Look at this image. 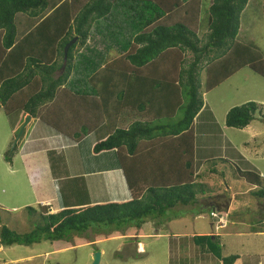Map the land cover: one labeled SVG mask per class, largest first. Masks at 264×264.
Returning a JSON list of instances; mask_svg holds the SVG:
<instances>
[{"label":"trees","instance_id":"1","mask_svg":"<svg viewBox=\"0 0 264 264\" xmlns=\"http://www.w3.org/2000/svg\"><path fill=\"white\" fill-rule=\"evenodd\" d=\"M248 2L209 0L207 31L200 39L202 0H0V108L5 116L29 115L70 136L62 127L54 129L49 116L62 94L81 96V109L92 110L104 122L106 137L93 146V152L112 154L133 191L127 201L36 212L34 228L24 234L1 226L0 246L68 242L100 225L123 227L132 235L177 205L195 206L203 191L212 194L208 185L193 177V122L203 107V93L238 71L248 68L264 79L261 51L253 42L235 40ZM103 28L106 38L101 35ZM126 36L132 38L128 48ZM73 38L76 42L68 48L62 70L64 46ZM107 38L106 46L114 41L118 53L110 61L92 49ZM80 50L88 52L81 55V69ZM81 74L90 88L81 93L69 90L67 85ZM260 106L249 102L231 108L225 126L244 129ZM124 108H134L145 119L118 128ZM90 123H82L81 135L89 133ZM151 149L158 152V161L150 158ZM130 157L132 162H127ZM144 158L139 169L135 161ZM208 162L230 165L234 178L256 187L248 194L264 199V178L258 173L242 171L223 159ZM211 173L224 177L216 170ZM196 239L219 249V237ZM238 258L223 257L221 264H234Z\"/></svg>","mask_w":264,"mask_h":264},{"label":"rangeland","instance_id":"2","mask_svg":"<svg viewBox=\"0 0 264 264\" xmlns=\"http://www.w3.org/2000/svg\"><path fill=\"white\" fill-rule=\"evenodd\" d=\"M250 1L251 4L249 6L247 5L248 7H246L241 14L240 28L235 40L241 43L253 42L264 57L263 0H249V2ZM208 4L209 0H202L200 25L198 28V37L200 39L207 31L205 21ZM104 29L105 28L101 30V35L104 37L106 35L107 37ZM124 39L127 42L128 48L132 38L126 36ZM121 41L122 40H120V42ZM105 42H109L108 38L92 48L97 51H93V53L106 55V61H110L118 55L115 47L116 44H114V41H110L112 45L109 47L106 46ZM124 48L125 47L121 46V49ZM87 53L86 50L81 51V55ZM85 67L86 65L83 66V68ZM202 80V77H200L199 82L201 83V89H203ZM78 85H76V87H78ZM67 87L71 89L72 84L67 85ZM89 88L90 86L82 75L81 90L83 91ZM73 90L77 91V89ZM202 98V116H200L195 123L197 152H195L196 157H194L196 158L195 162L197 168L199 166L202 171H207L212 168L216 170L217 173H223L224 177L222 179L218 177L215 178V176L210 174L206 175L204 180L210 183L214 181V185H219V183H221L219 182L220 180L224 182L228 188H225L223 185L224 183H221V192L228 195V197L235 192L246 191L247 194V192L250 191V186L245 180H238L233 177L234 173H232L233 169L230 165L221 162H207L204 164V161L210 159H226L235 163L239 169L256 172L264 178V79L250 69L243 68L214 90L206 94L203 93ZM185 99L183 95V101H185ZM68 102L67 108L68 105L75 104L73 101ZM249 102L261 105L259 108L260 112L255 114V118L250 123V126L248 125L244 130L227 128L223 124L226 113L233 107L241 106ZM77 112L78 115H81V110ZM63 114L67 115L66 109L63 111ZM132 117L133 115L129 117L126 115L122 116V120L125 121L124 125L130 122L133 119ZM134 119L141 121L145 119V117H140L139 115ZM56 120H61V117L53 121V128H61L62 126H58ZM65 121V118H62L61 124L63 125ZM19 122H21L20 125ZM23 122L24 119L21 120L20 113H14L6 117L3 110L0 108V202L3 204V206H0V228L1 226H6L8 229L18 234H24L34 228L35 222L38 219V214H36V212L45 213V211H39L36 205L30 206L35 212L27 210V206H23L22 209H12L16 205H19L18 202H22L25 199V195H22V191L15 190L9 179L11 177H5L7 180L4 182L1 180L4 172L3 168L5 167L4 162H9L8 160L14 155V151L11 152L12 143ZM39 124L45 126L42 122ZM12 126L14 128L17 126L13 135L16 134L14 138H12L10 144L4 145L3 147L4 137L10 134ZM45 127L55 132L50 126L46 125ZM86 129L87 128H85V130ZM81 130L84 131V128L81 127ZM99 132L105 134V128L96 132L94 139L99 137ZM220 140L222 142H220ZM202 146L210 151L200 149ZM200 156H203L205 160L198 162ZM114 160V156H112L110 161L113 163ZM109 176L111 177V175ZM142 177L143 176H136V179L140 180ZM113 178L114 184L116 183L118 187L117 191L111 189V192L116 194L115 197L117 200H123L124 197L133 194L131 187L129 189V185L122 173L116 174ZM263 185L260 186L261 189ZM93 186L96 187L95 184H93ZM254 189H256V187H254ZM25 191L28 192L27 190ZM207 193L208 191H203V195L199 196L198 199L205 198ZM108 194L109 192L104 196L106 200L109 198V196H107ZM198 194L200 195V192H198ZM246 194L244 196H237L231 209V218L229 219V216L226 217L227 221L225 226L220 228L218 232L223 234L227 228L228 230L225 235L220 236L219 249L216 248L211 252L221 257L238 255L241 258L242 264L247 260L252 264H258L259 262L264 264V222L262 223V220H264V213L259 211L260 208L264 210V199H258L257 197H252L250 194ZM262 204L263 206H261ZM175 214L178 213H174L172 210L169 211V213L166 212V214L160 218V226H156L157 221L149 220L142 225L137 232H131L132 237L128 236V233L123 231V227L116 230L114 227L100 225L91 226L83 235L76 236L68 242L52 244L49 241H41L39 244L30 246H0V264H91L92 256L96 252L101 253L98 264H187L190 261L193 262L195 256L199 254L198 250L200 249V244L197 242L192 245L191 251L186 252V247L183 245L180 252L176 248L171 256H168L169 246L166 243V239L160 235H157L156 238L151 240H145L146 246L143 253H138L134 244V238H138L140 231L150 232L151 228L154 229L155 226L157 230L159 228L162 229L163 234L170 235V226L173 227L172 221L179 220L181 217L183 220H186L185 222L187 224L196 225V228L192 229L193 232L200 230L204 225L207 227L205 221L195 222L191 217H188V214L179 216L178 218H175V216H177ZM165 219L166 221L164 222ZM218 224H220L219 220H216L214 226ZM205 226L203 228L204 230H206ZM112 236L119 237L117 239H111Z\"/></svg>","mask_w":264,"mask_h":264},{"label":"crops","instance_id":"3","mask_svg":"<svg viewBox=\"0 0 264 264\" xmlns=\"http://www.w3.org/2000/svg\"><path fill=\"white\" fill-rule=\"evenodd\" d=\"M250 4L251 1L248 6ZM81 51L82 50H80L78 54L80 60L78 66L79 69H81ZM76 85H78V87H76ZM71 89H77V91H73L78 93L88 90H81V78L73 81ZM71 89L69 88V90ZM60 100L61 101L56 105L49 117L51 121L61 117V120H56V122L59 126H62V129L67 134L69 133L70 136H63V134L53 132L46 128V125L44 126L39 124L40 122H38L37 119H33L31 117L28 124L24 128L19 141L17 142L19 143L18 146L20 145L19 148L14 152V155L9 162H4L5 167L3 168L4 172L1 180L4 182L7 180V176L11 177L12 179H9L15 190L17 189L22 191V195H25V199L22 202H18L19 205H16L12 209H22L23 206L30 207L36 205L38 206L39 211H45V213H56L61 208L79 207L81 204L94 205L99 203L129 200L131 195L124 197L123 200H117L115 197L116 194L111 192V189L117 191L118 187L116 183L114 184L113 176L118 173H122L116 161L114 160L113 163L110 161L113 155L108 153L97 154L93 152V146L98 141L106 137L105 134L99 132V137L94 139L96 132L103 128L104 122L101 116L90 113L93 112L92 110L87 112L85 109H81V96L77 97L69 93H65L61 95ZM68 101H73L75 104L68 105L67 108V104L69 103ZM65 109L67 110V115L63 114ZM78 110H81V115H78ZM201 111L195 117L193 122L194 156L195 152H197L195 123L199 117L202 116ZM125 115L127 117L133 115V119L131 118L132 120L126 125H124L125 121L122 120V116ZM139 115L140 117L142 116V114H139L134 108H124L118 118L119 122L117 127L127 128L131 123L140 121L134 119ZM25 116L26 115L22 116L21 120L24 119ZM62 118H65L66 120L63 125L61 124ZM85 121H91L92 123L89 124V133L81 135V125ZM20 124L21 122H19V125ZM223 124L225 125V123ZM17 126H15V128L12 126L10 134L4 137L3 147L4 145L6 146L10 144ZM220 142L222 141L220 140ZM200 149L210 151L205 149L203 146ZM147 152L148 151L146 150L144 154ZM150 152V158L154 159V161H158V152L152 149ZM195 157L193 177H195V181L208 185L213 190V193H207L205 198L198 199V204L195 206L177 205L166 212L169 213L171 210L174 211V213L177 212L178 214H175L177 215L175 218L188 214V217H191V219L195 222L205 221L207 225V227L204 225L206 230L203 229V226L200 230L193 232L192 229H195L196 225L187 224L185 222L186 220H183L181 217L179 220L172 221L173 227L170 226V235L163 234L162 229H155L156 226L161 225L160 219H156L157 224L154 229L151 228L150 232L140 231L138 238H134L135 248L138 253L144 252L146 246L145 240H151L156 238L157 235H160L166 239V243L169 246L168 256H171L176 248L180 252L183 245L186 247L185 251L189 252L191 251L192 245L197 242L200 244V249L198 250L199 254L195 256L193 262L190 261L187 264H221V258L223 257L217 256L211 252L212 250H215L216 247H211L207 242L197 240L196 237H210L213 239L214 236L220 238V236L225 235L228 228L223 232V234L216 232L213 228L214 221L208 216L209 211L227 213V216H229L230 219L231 209L237 199V196H244L246 191L235 192L230 197L223 194L221 192V183L224 182L220 180L219 182L221 183H219V185H214V181H212V183L205 181L204 179L206 175L212 174L215 178L218 176L211 173L214 171L212 168L207 171H202L198 166V169ZM130 160L131 157L127 160V162H132ZM201 160H205L203 156L198 158V162ZM208 161L213 160H205L204 164ZM135 162V166L140 169V166L144 164L146 160L145 158L142 160L137 159ZM109 175H111V177ZM218 178L222 179L220 177ZM93 184H95L96 187L93 186ZM223 185L225 188H228L225 183ZM253 189L254 186H250V190ZM108 192L109 194L107 196H109V198L106 200L104 196ZM0 206H3L1 202ZM165 221L166 219L164 222ZM128 236L132 237V235ZM118 237L119 236H112L111 239H117ZM219 241L220 240H218V242ZM234 264H242L241 258L239 257ZM243 264L252 263L247 260ZM258 264H262V262H259Z\"/></svg>","mask_w":264,"mask_h":264},{"label":"water","instance_id":"4","mask_svg":"<svg viewBox=\"0 0 264 264\" xmlns=\"http://www.w3.org/2000/svg\"><path fill=\"white\" fill-rule=\"evenodd\" d=\"M76 42V38H73L71 41H69L65 46H64V49H63V64H62V70H64L65 66H66V61H67V51H68V48L73 45L74 43ZM30 116L29 115H26L25 118H24V122L23 124L21 125L16 137L14 138V141L12 143V147H11V152L13 151L14 147L16 146L17 142L19 141L23 131H24V128L26 127V125L28 124L29 120H30ZM100 258H101V253H94L93 256H92V263L91 264H98L99 261H100Z\"/></svg>","mask_w":264,"mask_h":264},{"label":"built area","instance_id":"5","mask_svg":"<svg viewBox=\"0 0 264 264\" xmlns=\"http://www.w3.org/2000/svg\"><path fill=\"white\" fill-rule=\"evenodd\" d=\"M210 216H211L213 219H217V220H219V223H220V224L215 225V230H216V231L219 230L220 228L224 227V225H225L224 216H226V215L218 216L217 213H215V212H211V213H210ZM221 224H222V225H221Z\"/></svg>","mask_w":264,"mask_h":264},{"label":"clouds","instance_id":"6","mask_svg":"<svg viewBox=\"0 0 264 264\" xmlns=\"http://www.w3.org/2000/svg\"><path fill=\"white\" fill-rule=\"evenodd\" d=\"M211 212H215V213H217V215L218 216H223V215H226V216H224V220H225V224H226V221H227V219H226V217H227V213H223V212H217V211H209V217L211 218V216H210V213ZM213 219V218H212ZM217 219H213V221L215 222ZM225 226V225H224ZM213 228H214V230H215V226H214V224H213ZM216 231V230H215ZM216 232H218V230L216 231Z\"/></svg>","mask_w":264,"mask_h":264}]
</instances>
